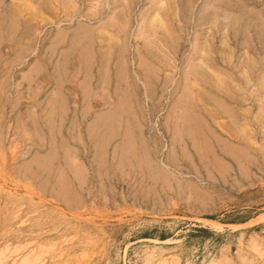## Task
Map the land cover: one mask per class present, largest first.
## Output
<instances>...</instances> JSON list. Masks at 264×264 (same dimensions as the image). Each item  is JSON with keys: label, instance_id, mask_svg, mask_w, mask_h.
<instances>
[{"label": "rangeland", "instance_id": "1", "mask_svg": "<svg viewBox=\"0 0 264 264\" xmlns=\"http://www.w3.org/2000/svg\"><path fill=\"white\" fill-rule=\"evenodd\" d=\"M263 115L264 0H0V264H264Z\"/></svg>", "mask_w": 264, "mask_h": 264}, {"label": "bare ground", "instance_id": "2", "mask_svg": "<svg viewBox=\"0 0 264 264\" xmlns=\"http://www.w3.org/2000/svg\"><path fill=\"white\" fill-rule=\"evenodd\" d=\"M30 5V4H29ZM46 6V5H45ZM57 7V6H56ZM60 12V11H59ZM91 13V12H90ZM72 14V13H71ZM90 15V14H89ZM93 16V15H92ZM58 17V16H57ZM114 28V27H113ZM27 37V36H26ZM202 67V66H201ZM200 69V68H199ZM248 69V68H247ZM203 70V69H202ZM205 70V69H204ZM207 71V70H206ZM257 72V71H256ZM249 76V75H248ZM197 79V78H196ZM244 80V79H243ZM242 81V80H241ZM260 90V89H259ZM257 92V91H256ZM213 96V95H212ZM258 96V95H257ZM259 105V104H258ZM257 105V106H258ZM226 107V106H225ZM257 108V107H256ZM258 109V108H257ZM263 112V111H262ZM264 116V115H263ZM262 119V118H261ZM262 121V120H261ZM234 123V122H233ZM236 123V122H235ZM244 130V129H243ZM228 132V131H227ZM230 135H231V133H230ZM237 136V135H236ZM254 136V135H253ZM256 137V136H255ZM234 138V137H233ZM251 138V137H250ZM237 139V138H236ZM248 139V138H247ZM238 140H240V139H238ZM250 140V139H249ZM251 142H252V140H251ZM248 143V142H247ZM246 148L249 150V151H251V149H254V147L252 146V144H246ZM258 148V147H257ZM260 149V148H259ZM254 150H256V149H254ZM253 152V151H252ZM263 153V152H262Z\"/></svg>", "mask_w": 264, "mask_h": 264}]
</instances>
